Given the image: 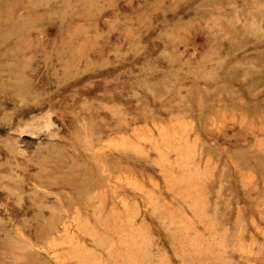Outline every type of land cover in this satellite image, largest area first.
<instances>
[{
    "label": "rangeland",
    "instance_id": "rangeland-1",
    "mask_svg": "<svg viewBox=\"0 0 264 264\" xmlns=\"http://www.w3.org/2000/svg\"><path fill=\"white\" fill-rule=\"evenodd\" d=\"M0 264H264V0H0Z\"/></svg>",
    "mask_w": 264,
    "mask_h": 264
}]
</instances>
